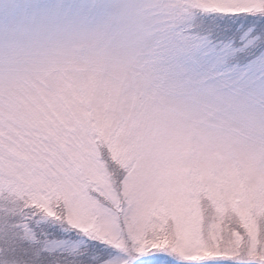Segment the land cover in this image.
<instances>
[{"label": "snow or ice", "instance_id": "obj_1", "mask_svg": "<svg viewBox=\"0 0 264 264\" xmlns=\"http://www.w3.org/2000/svg\"><path fill=\"white\" fill-rule=\"evenodd\" d=\"M9 12L0 264H264V0Z\"/></svg>", "mask_w": 264, "mask_h": 264}, {"label": "rangeland", "instance_id": "obj_2", "mask_svg": "<svg viewBox=\"0 0 264 264\" xmlns=\"http://www.w3.org/2000/svg\"><path fill=\"white\" fill-rule=\"evenodd\" d=\"M21 2L23 0H0V54L10 49L21 26L20 18L10 14L9 5Z\"/></svg>", "mask_w": 264, "mask_h": 264}]
</instances>
